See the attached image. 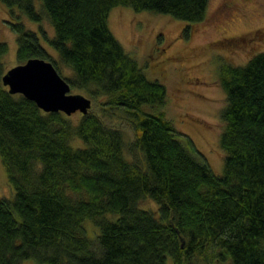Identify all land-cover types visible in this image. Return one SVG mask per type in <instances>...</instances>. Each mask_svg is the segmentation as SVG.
<instances>
[{
    "label": "trees",
    "instance_id": "1",
    "mask_svg": "<svg viewBox=\"0 0 264 264\" xmlns=\"http://www.w3.org/2000/svg\"><path fill=\"white\" fill-rule=\"evenodd\" d=\"M39 1L53 38L40 29L57 58L17 21L10 24L16 59L63 64L71 90L93 104L105 98L100 109L122 116L134 139L126 142L123 131L93 109L75 124L11 94L1 81L8 48L0 41V158L14 189L12 200L0 198V264L28 258L38 264H165L167 255L173 264L200 257L210 259L205 264H264V52L243 66L220 67L226 154L223 173L215 175L159 110L165 85L146 77L107 22L115 6L200 22L209 0ZM0 2L11 13L18 8L33 21L42 19L34 0ZM76 136L84 147L73 148ZM145 196L158 204V215L140 208ZM86 219L99 229L95 239L85 234Z\"/></svg>",
    "mask_w": 264,
    "mask_h": 264
},
{
    "label": "rangeland",
    "instance_id": "2",
    "mask_svg": "<svg viewBox=\"0 0 264 264\" xmlns=\"http://www.w3.org/2000/svg\"><path fill=\"white\" fill-rule=\"evenodd\" d=\"M33 4L42 15L39 22L27 18L18 8L11 13L0 2V41L8 48L1 57L5 72L19 64L16 59L17 37L10 27L11 23L17 21L33 31L49 55L57 58L48 42L54 36L53 25L42 12L40 1L34 0ZM207 7L202 21L188 23L170 15L115 6L109 11L107 22L125 53L134 59L146 77L165 85L166 99L159 110L164 111L175 127L177 139L186 148L193 147L197 158L207 162L215 175H221L226 154L220 146L225 127L221 113L226 106V94L219 82L220 67L223 64L243 66L255 54L264 52V0H209ZM56 65L62 78L71 76L70 70L63 64ZM70 92L85 95L77 89ZM84 97L89 98L87 95ZM104 99L99 97L96 104L91 99L90 109L95 110L106 124L121 129L126 142H130L134 139L132 126L120 115L108 116L109 109L105 110L107 113L103 112L98 103ZM145 110L154 112L157 108ZM80 116L81 113L76 111L68 118L76 124ZM70 142L73 148L85 146L77 136ZM136 155L141 157L140 153ZM13 195L14 189L8 182L0 158V198L12 200ZM139 203L141 209L159 214L158 204L148 196ZM104 216L110 220L116 217L115 214ZM82 226L86 236L95 239L99 229L93 220H84ZM208 262L210 259L200 257L195 264ZM21 264L38 263L28 258L22 260ZM165 264H173L171 256L167 255Z\"/></svg>",
    "mask_w": 264,
    "mask_h": 264
},
{
    "label": "water",
    "instance_id": "3",
    "mask_svg": "<svg viewBox=\"0 0 264 264\" xmlns=\"http://www.w3.org/2000/svg\"><path fill=\"white\" fill-rule=\"evenodd\" d=\"M1 81L11 94L34 101L41 111L62 112L67 116L79 111L85 115L91 107V99L71 94L68 81L59 75L53 63L44 58L30 57L9 68Z\"/></svg>",
    "mask_w": 264,
    "mask_h": 264
},
{
    "label": "flooded vegetation",
    "instance_id": "4",
    "mask_svg": "<svg viewBox=\"0 0 264 264\" xmlns=\"http://www.w3.org/2000/svg\"><path fill=\"white\" fill-rule=\"evenodd\" d=\"M263 35H264V33H263ZM263 35H262V36H263Z\"/></svg>",
    "mask_w": 264,
    "mask_h": 264
}]
</instances>
